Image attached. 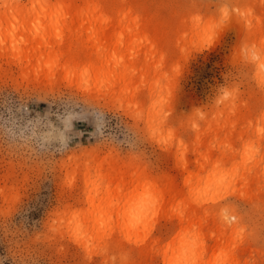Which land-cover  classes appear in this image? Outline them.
Masks as SVG:
<instances>
[{
  "label": "rangeland",
  "instance_id": "374dc122",
  "mask_svg": "<svg viewBox=\"0 0 264 264\" xmlns=\"http://www.w3.org/2000/svg\"><path fill=\"white\" fill-rule=\"evenodd\" d=\"M32 2L20 0L25 8ZM130 2L143 10L130 18L153 21L163 40L161 49L153 48L154 58L145 69L143 59L132 61L138 81L128 95L116 98L91 79L61 71L52 78L23 73L27 49L23 34L16 37L13 32L30 35L35 23H52L44 38L58 40L61 12L49 17L41 10L25 13L27 28L21 30L0 21V264H125L117 257L105 261L97 240L88 248L79 246L66 228L73 220L89 226L94 217L84 216L108 213L106 206L98 205L112 160L122 167L130 162L148 167L161 176V190L174 186L181 195H175L177 204H161V215L152 222V235H161V249L174 238L169 233L179 201L200 198L210 204L217 199L233 203L243 218L244 234L235 246L248 249L249 264H264L263 84L255 62L257 53L264 57V0ZM4 6L0 0L1 13ZM40 6L36 0L35 8ZM13 40L16 46L11 48ZM136 45L139 55L150 48ZM261 69L264 74V66ZM140 71L150 85L156 75H167L162 106L160 91L148 98ZM228 101L249 105L241 111L247 121L218 135L206 132V121L220 114ZM159 119L164 123L158 130ZM206 149L215 156L229 153L221 174L228 180L215 191L196 192L192 189L199 180L190 173H198L200 152ZM247 181L251 186H244ZM111 194L116 201L119 194ZM130 196L129 214L156 207L150 188ZM87 198H93V204ZM70 211L81 217H61ZM100 218L103 229L117 219ZM135 242L127 241L125 249H135ZM174 251L178 260L182 250Z\"/></svg>",
  "mask_w": 264,
  "mask_h": 264
},
{
  "label": "bare ground",
  "instance_id": "6f19581e",
  "mask_svg": "<svg viewBox=\"0 0 264 264\" xmlns=\"http://www.w3.org/2000/svg\"><path fill=\"white\" fill-rule=\"evenodd\" d=\"M4 3L5 11L0 12L1 25L7 24L13 30L27 28L25 13L41 10L49 12L46 17L56 11L62 13L63 31L58 40L44 38L53 28L52 23H35L30 35L21 31L13 32L16 37L23 34L21 40L27 51L21 56L26 59V65L22 68L26 76L34 72L37 77L52 78L61 71L67 76L91 79L100 89L104 88L108 96L116 98L128 95L130 87L138 81L134 75L139 71L132 68V61L143 59L145 69L154 58L153 48L161 49L163 39L160 27L153 21L141 23L142 17L139 16L131 19L134 12L143 10L139 5L133 6L130 0H40L39 8H35L36 0H33L31 7L26 8L20 0H4ZM138 30L139 33H134ZM141 38L142 42L136 45ZM15 41L9 47H15ZM135 45H150L152 49L139 55L134 51ZM256 56H259L255 62L259 70L258 77L263 84L264 108V74L261 73L264 57L259 53ZM163 58L166 59L165 55ZM30 67L33 69L29 70ZM140 73L143 74L142 71ZM166 77L167 75L158 74L154 77L156 81L150 85L145 82L147 77L141 75L143 86L148 85V98L152 99L157 91L161 92V106L163 93L168 89V85L163 83ZM134 89L137 90L138 87ZM247 108V103L228 101L220 114L206 121V132L218 135L221 131L228 130L229 126L247 121L241 113ZM262 112L264 118V110ZM163 123L159 119L158 130ZM200 154L202 160L198 161V173H190L199 180L192 190L207 193L222 188L228 180L221 174L225 172L229 153L221 151L215 156L212 149H206ZM91 156L96 157L93 153ZM186 161L184 155V171L188 170ZM118 163L117 160H112L108 173L103 177L106 193L102 195L98 208L104 205L108 213L103 216L96 213L84 216L94 217L91 225L86 227H81L75 220L68 222L66 226L79 246L88 248L91 242L97 240L105 261L114 262L117 257L124 260L125 264H249L245 258L248 249L245 246H235L237 238H242L244 234L243 218L237 208L231 206L233 203L230 205L217 199H211L210 204L208 200L200 198L179 201L180 210L174 217L169 233L174 238L167 249H161V235H152V222L154 217L159 216L157 209L161 211V204H177L175 195L179 192L174 186L161 190V176L153 174L146 166L138 164L134 167L135 163L130 162L122 167ZM251 184L252 182L247 181L244 186L249 187ZM144 187L152 189L156 195L155 209L153 206H146L129 214L126 210L130 195ZM85 190L87 191V186ZM112 192L116 196L119 194V197H115L116 201L111 197ZM86 202L93 204V198H87ZM61 217L81 215L70 211ZM100 217L106 220L113 217L117 219L103 229L99 225ZM132 239H136L135 249L126 250L125 243ZM174 249L182 250L178 260L179 256H172ZM218 253L222 257L216 256Z\"/></svg>",
  "mask_w": 264,
  "mask_h": 264
}]
</instances>
